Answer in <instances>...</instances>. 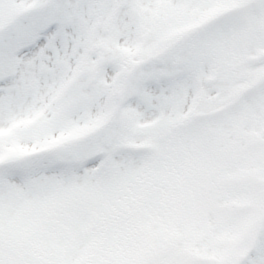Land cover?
I'll return each mask as SVG.
<instances>
[{
    "label": "snow or ice",
    "instance_id": "1",
    "mask_svg": "<svg viewBox=\"0 0 264 264\" xmlns=\"http://www.w3.org/2000/svg\"><path fill=\"white\" fill-rule=\"evenodd\" d=\"M0 264H264V0H0Z\"/></svg>",
    "mask_w": 264,
    "mask_h": 264
}]
</instances>
